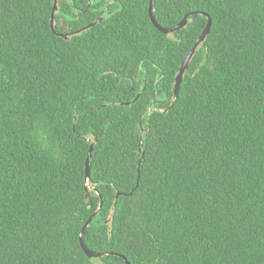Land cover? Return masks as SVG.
<instances>
[{"label":"trees","instance_id":"1","mask_svg":"<svg viewBox=\"0 0 264 264\" xmlns=\"http://www.w3.org/2000/svg\"><path fill=\"white\" fill-rule=\"evenodd\" d=\"M54 1L0 0V264H94L101 202L96 252L264 264V0Z\"/></svg>","mask_w":264,"mask_h":264},{"label":"water","instance_id":"2","mask_svg":"<svg viewBox=\"0 0 264 264\" xmlns=\"http://www.w3.org/2000/svg\"><path fill=\"white\" fill-rule=\"evenodd\" d=\"M153 1L154 0H150V16L153 20V22L155 23V25L158 27L159 30H161L162 32L164 33H170V32H174L178 29H181L183 27H185L188 23V17L191 15V14H194L195 12H190V13H187L184 18L176 25H174L173 27H164L162 26L158 20L155 18L154 16V6H153ZM58 0H55L54 1V8H53V11H52V19H51V26L53 28V30L56 32L55 30V26H54V22H55V12L57 11L58 9ZM203 14L207 15L208 16V23H207V26L206 28L203 30V32L201 33V35L198 37V39L195 41L192 49L189 51V53L187 54V56L185 57L181 67H180V71L177 75V78H176V86H175V98L177 99L178 95H179V91H180V88H181V85H182V82H183V78H184V74L186 72V70L188 69L189 67V64L197 50V48L199 47V45L206 39L207 35L209 34L210 32V29H211V25H212V18L210 17V15L206 12H202ZM105 18V16H102L100 18H98V20L96 22H99L101 20H103ZM96 22H93L91 23L89 26H93L96 24ZM60 36L62 37H68V34L66 33H58ZM156 110H159V111H165V109H160V108H153V109H150L151 112H154ZM93 148H94V143L92 144L91 148H90V152H89V158H88V162H87V182L89 180V177H90V155L92 154L93 152ZM101 207H102V202L100 203L99 205V208L97 209V211H95L93 213V215L88 219L87 223L83 226L82 230H81V234H80V242H81V245L84 249V251L86 252V254L91 257V258H97V257H101L103 255H106V254H112V255H117V256H120L122 258L125 259V263L126 264H130V261L128 260V258L122 254H119V253H114V252H96L92 249H90L84 242V239H83V234H84V231L90 226V224L92 223V221L95 219L96 215L100 212L101 210Z\"/></svg>","mask_w":264,"mask_h":264},{"label":"rangeland","instance_id":"3","mask_svg":"<svg viewBox=\"0 0 264 264\" xmlns=\"http://www.w3.org/2000/svg\"><path fill=\"white\" fill-rule=\"evenodd\" d=\"M94 264H104L100 258H94L93 260Z\"/></svg>","mask_w":264,"mask_h":264}]
</instances>
